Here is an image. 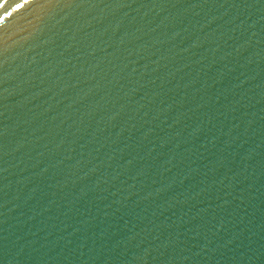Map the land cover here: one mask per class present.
Returning <instances> with one entry per match:
<instances>
[{
	"label": "water",
	"instance_id": "obj_1",
	"mask_svg": "<svg viewBox=\"0 0 264 264\" xmlns=\"http://www.w3.org/2000/svg\"><path fill=\"white\" fill-rule=\"evenodd\" d=\"M0 264H264V0H0Z\"/></svg>",
	"mask_w": 264,
	"mask_h": 264
}]
</instances>
